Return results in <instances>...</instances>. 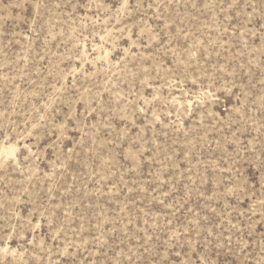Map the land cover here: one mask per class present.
<instances>
[{
    "label": "rangeland",
    "instance_id": "374dc122",
    "mask_svg": "<svg viewBox=\"0 0 264 264\" xmlns=\"http://www.w3.org/2000/svg\"><path fill=\"white\" fill-rule=\"evenodd\" d=\"M0 264H264V0H0Z\"/></svg>",
    "mask_w": 264,
    "mask_h": 264
},
{
    "label": "bare ground",
    "instance_id": "6f19581e",
    "mask_svg": "<svg viewBox=\"0 0 264 264\" xmlns=\"http://www.w3.org/2000/svg\"><path fill=\"white\" fill-rule=\"evenodd\" d=\"M96 50L99 51L98 52V56L96 57L98 60H102L103 58H110V53L109 52H106V55H103L101 52H100V48L96 45L95 46ZM84 55L86 58H88V60L90 59V56L88 54V52L86 51V46H84ZM5 148V147H4Z\"/></svg>",
    "mask_w": 264,
    "mask_h": 264
}]
</instances>
